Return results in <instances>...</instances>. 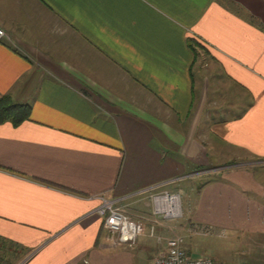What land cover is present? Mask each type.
Masks as SVG:
<instances>
[{
  "label": "crops",
  "instance_id": "crops-1",
  "mask_svg": "<svg viewBox=\"0 0 264 264\" xmlns=\"http://www.w3.org/2000/svg\"><path fill=\"white\" fill-rule=\"evenodd\" d=\"M0 26V96L30 105L0 123L13 264H137L149 246H112L93 196H128L150 228L148 193L132 194L185 180L184 218L264 236L261 22L224 0H0Z\"/></svg>",
  "mask_w": 264,
  "mask_h": 264
},
{
  "label": "built area",
  "instance_id": "built-area-1",
  "mask_svg": "<svg viewBox=\"0 0 264 264\" xmlns=\"http://www.w3.org/2000/svg\"><path fill=\"white\" fill-rule=\"evenodd\" d=\"M4 29L0 26V39L6 38ZM158 186H149L136 191L132 195L148 193L153 222L158 219L172 220L182 217L181 194L169 189L157 190ZM129 195V196H132ZM123 198H111L104 194H97L93 198L98 199L97 206L92 213L102 219L103 228L107 232V238L114 247L125 245L128 247L136 243L138 236L142 235L145 226L142 220H133L128 216L126 208L120 204ZM191 231L202 235H223L212 226L192 222ZM152 224L149 233H154ZM151 264H215L213 258L208 255L195 256L184 247L182 237L175 235L166 239L165 247L153 258Z\"/></svg>",
  "mask_w": 264,
  "mask_h": 264
},
{
  "label": "rangeland",
  "instance_id": "rangeland-1",
  "mask_svg": "<svg viewBox=\"0 0 264 264\" xmlns=\"http://www.w3.org/2000/svg\"><path fill=\"white\" fill-rule=\"evenodd\" d=\"M224 2L234 5L235 8H238L239 10H241V12L247 14L249 18H252L256 22H260L259 19L252 16L247 10H245L241 5L237 4L236 2L232 0H224ZM223 157L224 160L222 162H226L227 158L225 157V155ZM236 158H241V156ZM231 159L232 158L229 156L228 160ZM232 161L235 160L232 159ZM201 181L202 180L199 179L196 181V183H199ZM189 182L190 180H185L182 181L180 184L182 188L181 207L183 216L178 219L172 220H156L155 222H153L155 230L152 235L149 233V226H145L143 235L138 237L137 242L140 245H148L149 248L145 252H142V250L137 249V258H135L136 263L146 264L151 259V257L155 255L159 247H161L166 242L167 238L178 235L183 238L184 246H186V249L190 253H192V255L211 256L215 264H233L235 262H239L240 264H251V260H254L256 264L257 262L258 264H264L263 235L255 236L254 239L251 241H243L241 238L233 237L228 232H225L223 235L218 236L215 234L202 235L191 231L190 225L192 221L184 218V213L186 210V206H188L189 203H193L196 199V192H192L191 189H189L188 191L191 199H188V192L186 191V187L188 186ZM142 196H144V194H142ZM163 224L165 225V227L162 231V229L159 227H161V225ZM158 229H160L161 231ZM1 252L5 254L7 252L6 260H8L10 264H13L17 261L16 259H13L11 252L7 251L6 248H3L0 253ZM21 252L24 251H17L18 254ZM15 254L16 253H14V255Z\"/></svg>",
  "mask_w": 264,
  "mask_h": 264
},
{
  "label": "trees",
  "instance_id": "trees-1",
  "mask_svg": "<svg viewBox=\"0 0 264 264\" xmlns=\"http://www.w3.org/2000/svg\"><path fill=\"white\" fill-rule=\"evenodd\" d=\"M263 26V25H262ZM264 27V26H263ZM30 118V105L14 101L9 95L0 96V123L9 122L14 126ZM5 244L0 243V251ZM7 252L0 253V264H10Z\"/></svg>",
  "mask_w": 264,
  "mask_h": 264
},
{
  "label": "water",
  "instance_id": "water-1",
  "mask_svg": "<svg viewBox=\"0 0 264 264\" xmlns=\"http://www.w3.org/2000/svg\"><path fill=\"white\" fill-rule=\"evenodd\" d=\"M241 5L264 26V0H232Z\"/></svg>",
  "mask_w": 264,
  "mask_h": 264
}]
</instances>
